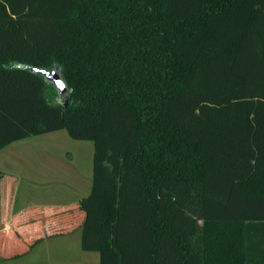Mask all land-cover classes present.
<instances>
[{"label": "trees", "instance_id": "trees-1", "mask_svg": "<svg viewBox=\"0 0 264 264\" xmlns=\"http://www.w3.org/2000/svg\"><path fill=\"white\" fill-rule=\"evenodd\" d=\"M57 130L99 264H264V0H0V148Z\"/></svg>", "mask_w": 264, "mask_h": 264}, {"label": "crops", "instance_id": "crops-1", "mask_svg": "<svg viewBox=\"0 0 264 264\" xmlns=\"http://www.w3.org/2000/svg\"><path fill=\"white\" fill-rule=\"evenodd\" d=\"M63 156L43 153L31 165L29 156L0 153V264H99L98 252L81 248L78 226L93 152L86 165Z\"/></svg>", "mask_w": 264, "mask_h": 264}, {"label": "rangeland", "instance_id": "rangeland-1", "mask_svg": "<svg viewBox=\"0 0 264 264\" xmlns=\"http://www.w3.org/2000/svg\"><path fill=\"white\" fill-rule=\"evenodd\" d=\"M0 149H2L0 152L1 155L8 152L10 154L14 153L26 155V157L29 156L30 159L28 158L27 162L31 165L38 163L37 155L41 157L43 153L54 154L55 152L62 153L67 151L68 156L63 157L69 160L73 165L79 163L86 165L88 164V161L89 164L91 163L93 143L91 140L73 139L65 130H57L38 135H31L26 139H18L1 146ZM88 167L90 168V166H87L86 168L88 169ZM29 169L33 168L30 167ZM53 173L55 174L56 172ZM57 173L56 175H58Z\"/></svg>", "mask_w": 264, "mask_h": 264}, {"label": "water", "instance_id": "water-1", "mask_svg": "<svg viewBox=\"0 0 264 264\" xmlns=\"http://www.w3.org/2000/svg\"><path fill=\"white\" fill-rule=\"evenodd\" d=\"M33 70L39 74H42L48 82L54 84L58 97L64 98V103L66 104L68 100L67 85L61 77L58 67H54L52 69L33 68Z\"/></svg>", "mask_w": 264, "mask_h": 264}]
</instances>
